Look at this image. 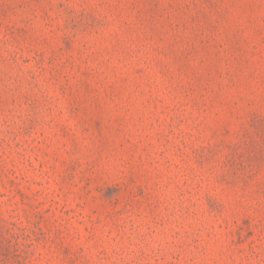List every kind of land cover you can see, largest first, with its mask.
Segmentation results:
<instances>
[{
	"label": "rangeland",
	"instance_id": "374dc122",
	"mask_svg": "<svg viewBox=\"0 0 264 264\" xmlns=\"http://www.w3.org/2000/svg\"><path fill=\"white\" fill-rule=\"evenodd\" d=\"M0 264H264V0H0Z\"/></svg>",
	"mask_w": 264,
	"mask_h": 264
}]
</instances>
